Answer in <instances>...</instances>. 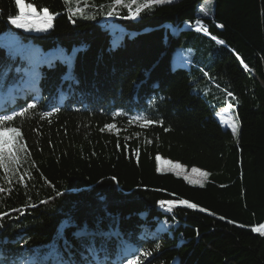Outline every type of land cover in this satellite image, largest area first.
<instances>
[{
	"label": "trees",
	"instance_id": "obj_1",
	"mask_svg": "<svg viewBox=\"0 0 264 264\" xmlns=\"http://www.w3.org/2000/svg\"><path fill=\"white\" fill-rule=\"evenodd\" d=\"M203 1L175 0L110 33L100 26L108 9L91 7L110 0H87L95 19H69L63 0H27L57 14L48 32L29 33L7 23L14 0H0V67L12 66L8 81L17 85L14 102L0 89V114L39 105L15 120L26 146L19 165L0 168V212L9 214L0 264H55L44 260L53 248L66 264H89L93 244L111 264L122 241L153 250L144 264H264V236L251 231L264 223V0H213L207 16ZM198 18L207 34L189 30ZM178 47L194 61H172ZM200 80L221 91L220 103L194 90ZM229 103L236 136L216 117ZM54 107L60 112L38 118ZM157 156L207 172L206 180L158 171ZM160 200L208 211L169 213Z\"/></svg>",
	"mask_w": 264,
	"mask_h": 264
},
{
	"label": "snow or ice",
	"instance_id": "obj_2",
	"mask_svg": "<svg viewBox=\"0 0 264 264\" xmlns=\"http://www.w3.org/2000/svg\"><path fill=\"white\" fill-rule=\"evenodd\" d=\"M65 5V10L68 13L69 19H72L74 16H78L81 18L87 19H95L96 16L93 13L92 15H88L89 5L87 4V0L83 7L81 6V0H75V7L72 6L73 0H63ZM175 3V0H110L107 5H91L92 8H95L99 11H104L107 8L106 15L108 17H119L121 19H130L136 20L140 18L141 14L144 12H150L156 7L159 6H170ZM208 4H212L213 0H207ZM14 5L17 10V13L12 15L10 14L7 18V23L14 26L16 29H21L24 32H35V33H46L53 27V21L57 14L49 11L48 7H41L39 10L33 3L27 2V0H14ZM119 9H126L127 15L121 16ZM200 12L203 13L204 16L209 15L208 11L204 8L199 9ZM196 27L195 31L208 33V29L202 25L201 20L198 18L195 21ZM191 27V25H187ZM212 39L216 40V37H212ZM216 42L220 45H223L225 42L223 40H216ZM75 57L70 56L64 59V63L68 64L71 68L72 62ZM239 59V57H238ZM241 64H244L243 60L240 61ZM247 70V65H244ZM13 71L11 65L6 67H0V89L7 88V92L4 93L5 99L8 102H14L15 97L12 96L13 90L17 87L15 83H9L8 77L9 74ZM21 71L20 68H15V72L19 73ZM205 76H208V73H204ZM227 95L232 97L233 100L236 98L233 96L231 92H228ZM233 105L231 103L228 104V108H232ZM39 108V105L36 102L27 103L26 106H20V110L17 111L15 108L11 109V113L4 112L0 114V168H3L6 172L14 171L15 166L19 165L20 159L23 153L26 152V146L23 141V136L21 133V128L15 125V120L18 117H25L30 112H34ZM60 107H54L51 111H40L38 113V118L41 120L51 118L54 114L60 112ZM227 110V109H226ZM122 112L114 113V116H121ZM134 120L142 122L144 125H152L154 123H158L152 119L143 117V116H135ZM221 120L231 127L232 133L237 134L238 126L235 120L228 116L225 118L221 116ZM50 122V121H49ZM131 123V121H129ZM11 124L12 126H8ZM105 127L108 130H112L116 128L115 123L106 124ZM167 130V129H166ZM104 131V129H101ZM151 141H149L150 143ZM119 147V144L117 145ZM156 160L159 162L161 160L160 156L156 157ZM165 165H168L171 169L179 170L181 169V165L177 163H172L169 160H165L162 162ZM162 170V168H158V171ZM193 173H199L201 177H206L208 175L207 172H201L198 168L192 169ZM113 180L116 178L113 177ZM20 181H24V175L20 176ZM5 189L0 187V193H4ZM57 195H60L57 192ZM48 201H41V204H46ZM159 207L163 209L165 212H173L174 209L178 207H186L187 209H195L200 212H207V209L200 208L197 204L189 202L188 200H160L158 201ZM36 205H31V207H35ZM20 211L21 215H23L22 210ZM9 214L7 212H0V222L4 220L5 217H8ZM221 219H224L221 217ZM2 226V223H0ZM252 232L258 233L261 236H264V223L260 224L257 227H253L251 229ZM197 231V235H198ZM78 235H85L84 233H79ZM118 235V234H117ZM111 234H109L108 238L110 239ZM25 244L27 241L24 242ZM122 247L119 250L117 258L115 261H112L111 264H124L126 260V264H144V260L153 255V250H149L147 248L141 249L139 247H132L127 244V242H121ZM67 247V245H66ZM156 249H159V245H155ZM88 252V261L89 264H110L107 258V251L102 244L99 249L95 247V245H90L86 248ZM104 252L105 256L101 259L100 253ZM130 257V258H129ZM55 259V264H66L63 259L59 256L57 250L53 248L49 254L44 258L45 261ZM33 264H43L40 260H34Z\"/></svg>",
	"mask_w": 264,
	"mask_h": 264
},
{
	"label": "rangeland",
	"instance_id": "obj_3",
	"mask_svg": "<svg viewBox=\"0 0 264 264\" xmlns=\"http://www.w3.org/2000/svg\"><path fill=\"white\" fill-rule=\"evenodd\" d=\"M202 5H203L204 9H206L208 11V13L210 14L212 11L213 3L208 4L207 0H204L202 2ZM119 11H120V9H119ZM120 20H122V19L119 17H116V16L108 17L106 15L102 19V22L100 23V25H101V27H105L109 31H118L119 32L121 30L120 26H119ZM32 53H33V51H32ZM175 57H179V58L183 59L184 61H186V64H189L191 61H194L195 54L193 51H191L189 49H186L184 47H178L172 55V61L175 60ZM27 86H29V85H27ZM194 90L200 92L208 100V102H210V104L215 105L216 103L221 102V99H222L221 91L219 89L209 85L206 81L204 82V80H200L198 82V85H195ZM221 116H224L225 118H227L228 116H231L235 120V122L237 123L234 111L232 110V108H228V106L219 108L216 112V117L219 120V122H221L222 126L228 127L231 130V127L228 126L227 124H225L221 120ZM237 126H238V123H237ZM112 130H114V129H112ZM231 132H232V130H231ZM237 132H238V130H237ZM234 136H236V134ZM165 160H169V159L161 158V160L159 162L157 161L158 168H162V170H159V171L172 172L175 175L184 178L189 183L196 184V185H201L206 180V177H201L199 175V173H193L192 172L193 168L188 169V168H185L184 166L181 165L182 167L179 170L171 169L168 165H165L162 163ZM169 161H171V160H169ZM171 162L176 163L173 161H171Z\"/></svg>",
	"mask_w": 264,
	"mask_h": 264
},
{
	"label": "water",
	"instance_id": "obj_4",
	"mask_svg": "<svg viewBox=\"0 0 264 264\" xmlns=\"http://www.w3.org/2000/svg\"><path fill=\"white\" fill-rule=\"evenodd\" d=\"M137 20V19H136ZM133 21H135V20H133ZM188 30V29H187ZM217 40V39H216Z\"/></svg>",
	"mask_w": 264,
	"mask_h": 264
},
{
	"label": "bare ground",
	"instance_id": "obj_5",
	"mask_svg": "<svg viewBox=\"0 0 264 264\" xmlns=\"http://www.w3.org/2000/svg\"><path fill=\"white\" fill-rule=\"evenodd\" d=\"M108 23V22H107ZM108 26V25H107Z\"/></svg>",
	"mask_w": 264,
	"mask_h": 264
}]
</instances>
